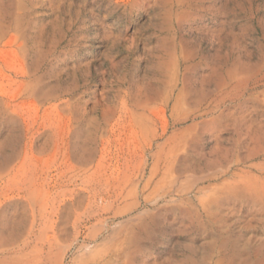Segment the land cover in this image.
Returning a JSON list of instances; mask_svg holds the SVG:
<instances>
[{
    "label": "rangeland",
    "instance_id": "rangeland-1",
    "mask_svg": "<svg viewBox=\"0 0 264 264\" xmlns=\"http://www.w3.org/2000/svg\"><path fill=\"white\" fill-rule=\"evenodd\" d=\"M0 264H264V0H0Z\"/></svg>",
    "mask_w": 264,
    "mask_h": 264
},
{
    "label": "bare ground",
    "instance_id": "bare-ground-1",
    "mask_svg": "<svg viewBox=\"0 0 264 264\" xmlns=\"http://www.w3.org/2000/svg\"><path fill=\"white\" fill-rule=\"evenodd\" d=\"M166 105H171V99H172V94L168 93V95H166ZM154 217V216H152ZM159 221V216H155L152 220V223H148L144 226V228L141 230V234L139 233L137 241L140 244H144L147 241H154L156 238V233L159 232L161 234V232L157 229V224ZM163 234V233H162ZM135 240V239H134ZM136 241V240H135ZM239 238L238 237H232L229 238L227 237L221 244V249H225L227 247V245H234V247L239 248ZM227 255H225L226 257ZM228 260L232 261V262H240V260L238 259V253H232L230 256H227Z\"/></svg>",
    "mask_w": 264,
    "mask_h": 264
}]
</instances>
